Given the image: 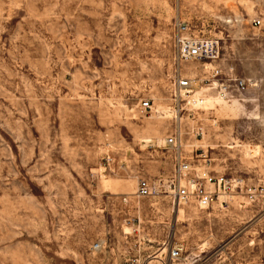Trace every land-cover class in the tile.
<instances>
[{
  "label": "rangeland",
  "instance_id": "rangeland-1",
  "mask_svg": "<svg viewBox=\"0 0 264 264\" xmlns=\"http://www.w3.org/2000/svg\"><path fill=\"white\" fill-rule=\"evenodd\" d=\"M179 23L216 59L179 60ZM178 78L203 82L178 103ZM168 137L243 186L204 210L134 199L171 179ZM175 243L181 264H264V0H0V264H154Z\"/></svg>",
  "mask_w": 264,
  "mask_h": 264
},
{
  "label": "built area",
  "instance_id": "built-area-1",
  "mask_svg": "<svg viewBox=\"0 0 264 264\" xmlns=\"http://www.w3.org/2000/svg\"><path fill=\"white\" fill-rule=\"evenodd\" d=\"M257 26L259 21L254 22ZM188 27L178 24L175 28L173 43L176 49L177 58L181 61H213L217 57L214 44L196 39L189 33ZM212 77L218 76L217 71H212ZM203 81L178 78L174 84L175 95L178 103L180 98L190 95L195 90V84L200 85ZM237 91H246L248 84L245 81H238L235 84ZM230 86L222 83L219 85L221 93H227ZM143 110L150 109L149 101L142 103ZM165 145L177 154L176 166L169 181L164 179L148 180L141 179L137 182L134 199H156L162 196L169 197L173 205L184 206L195 203L200 209H209L220 199V193L229 189L240 188L243 181L228 180L223 175L213 174L208 166L200 169L193 168L192 164L180 156V141L176 137H168ZM252 199L253 195H249ZM126 201V199H125ZM98 249V245L93 247ZM165 255H153L151 263L154 264H181L185 254V245L175 243L165 250Z\"/></svg>",
  "mask_w": 264,
  "mask_h": 264
}]
</instances>
